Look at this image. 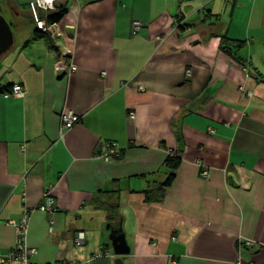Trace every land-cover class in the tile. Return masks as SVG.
Returning <instances> with one entry per match:
<instances>
[{"label": "crops", "instance_id": "obj_1", "mask_svg": "<svg viewBox=\"0 0 264 264\" xmlns=\"http://www.w3.org/2000/svg\"><path fill=\"white\" fill-rule=\"evenodd\" d=\"M214 1L65 0L51 40L16 10L0 56V255L25 221L32 264H116L111 235L126 264H264V73L201 22ZM171 154L174 178L148 200Z\"/></svg>", "mask_w": 264, "mask_h": 264}, {"label": "rangeland", "instance_id": "obj_2", "mask_svg": "<svg viewBox=\"0 0 264 264\" xmlns=\"http://www.w3.org/2000/svg\"><path fill=\"white\" fill-rule=\"evenodd\" d=\"M63 1L65 0H57L56 5L62 4ZM28 3L29 0H0V14L8 21L14 20L17 23L20 17L15 15L16 10L28 11L30 9L28 13L34 18V12L28 8ZM207 10H212L219 16L218 23L214 20L217 23L214 28L218 29L220 34L225 33L221 31L222 28L228 29L227 37L241 42L242 46L237 50V54L246 60L252 58L254 65L264 73V0H215L208 5L206 13H208ZM248 20H251L250 24ZM14 34L15 36L20 35L16 31ZM230 44L236 48L239 42Z\"/></svg>", "mask_w": 264, "mask_h": 264}, {"label": "built area", "instance_id": "obj_3", "mask_svg": "<svg viewBox=\"0 0 264 264\" xmlns=\"http://www.w3.org/2000/svg\"><path fill=\"white\" fill-rule=\"evenodd\" d=\"M57 0H30L29 5L31 10L34 12V21L38 29L44 32H50L54 34L56 31L57 23L48 24L46 19L41 16V12L48 13L55 8ZM140 22V21H139ZM135 21L134 28L138 30L141 23ZM23 92V88L20 84H13L11 88L3 91L5 97H10L12 95H19ZM62 121L67 125H72L80 121V117L73 113L72 111H65L62 113ZM120 151L118 150V143L115 141H108L102 143L97 147L96 155L105 159H112L119 156ZM202 175L204 177L209 176V171L204 170ZM54 201L51 198H47L44 203L39 206V209L44 212H48L54 209ZM26 223L23 221L18 226V239L15 248L10 250L6 255H0V264H32L30 258L35 254L36 250L29 247L26 243L25 238ZM86 240L85 232H79L76 236V244L81 246ZM254 241L247 240L245 245L253 246ZM170 264H178L175 260H172ZM237 264H242L239 260ZM250 264H254L250 262Z\"/></svg>", "mask_w": 264, "mask_h": 264}, {"label": "trees", "instance_id": "obj_4", "mask_svg": "<svg viewBox=\"0 0 264 264\" xmlns=\"http://www.w3.org/2000/svg\"><path fill=\"white\" fill-rule=\"evenodd\" d=\"M30 2V0H29ZM28 6L30 8V5L28 3ZM206 9V8H205ZM208 13L205 14V18H203L201 20V22H206L208 20V18H214V20H216V22L218 23V19H219V16L217 14H214L211 10H207ZM67 13V8H66V4H57L56 5V9L52 12H46L44 13V16L41 15L44 19L47 20V23L48 24H51V23H58L62 18L63 16ZM185 17L184 15L180 14L177 16L176 20H175V23H177V25L179 26L180 29H184L186 28L187 26L190 25V22H185L184 21ZM215 21L211 22V25L212 26H215L217 23ZM34 34H35V37L37 38H45V39H53V37H51V33L50 32H44L40 29H38V27L36 26L35 24V30H34ZM220 37H221V40L223 41L222 44L223 46L227 45L228 48L230 49V52L238 59V60H241V62L243 61V58L241 56H239L237 54V50H239V48L242 46L241 45V42L239 40L237 41H234V39H231V38H228L227 35L225 36V34H220ZM229 43H228V42ZM231 42H239V44L237 45V47H233L230 43ZM180 162V158L177 157L176 155L174 154H171L169 155V157L167 158V162H166V165L169 166L171 168V172H170V175L169 177L167 178V180L161 185V186H158V187H155V188H152V189H147L145 191V196L148 200H153V201H158L162 198V195L164 194V190L166 189L165 187L170 185L173 178H174V170L176 169V167L178 166ZM115 211H118V207H115Z\"/></svg>", "mask_w": 264, "mask_h": 264}, {"label": "water", "instance_id": "obj_5", "mask_svg": "<svg viewBox=\"0 0 264 264\" xmlns=\"http://www.w3.org/2000/svg\"><path fill=\"white\" fill-rule=\"evenodd\" d=\"M15 42V34L13 31V24L8 21L5 16L0 14V56L6 53ZM112 241L114 250L119 257L116 260V264H126L121 256L129 254L130 249L127 245V241L124 235L113 236Z\"/></svg>", "mask_w": 264, "mask_h": 264}, {"label": "flooded vegetation", "instance_id": "obj_6", "mask_svg": "<svg viewBox=\"0 0 264 264\" xmlns=\"http://www.w3.org/2000/svg\"><path fill=\"white\" fill-rule=\"evenodd\" d=\"M27 14H28V16H29V13H28V12H27ZM28 16H27V17H28ZM11 23H12V21H11ZM12 24H13V27H15V24H14V23H12ZM2 55H3V54H2Z\"/></svg>", "mask_w": 264, "mask_h": 264}]
</instances>
